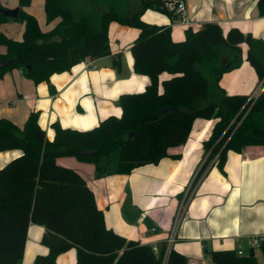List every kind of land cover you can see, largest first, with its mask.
Wrapping results in <instances>:
<instances>
[{
    "label": "trees",
    "instance_id": "16d2710c",
    "mask_svg": "<svg viewBox=\"0 0 264 264\" xmlns=\"http://www.w3.org/2000/svg\"><path fill=\"white\" fill-rule=\"evenodd\" d=\"M17 1L19 7L31 2ZM180 1L44 0L47 24L56 22L51 29L42 31L33 15L19 9L16 19L24 25L21 40L0 33V44L5 47L0 53V80L17 69L39 84L84 60L112 56L108 39L112 22L138 29L130 48L133 70L150 79L142 93L120 96V117H108L85 131L53 123L51 141L40 128L36 112L29 114L21 128L0 118V152H22L0 169V264H20L29 224L44 228L41 243L49 249L33 264H56V258L70 249L76 250V264H162L165 244L155 254L151 246L126 240L107 229L85 180L58 165L59 157L97 165L118 151L114 173L128 175L163 158H178L169 151L188 139L194 120H215L203 142L207 158L195 184L215 157L216 168L224 173L228 152L264 148V89L249 99L227 96L219 85L224 73L240 66L242 44L247 47L246 61L264 82V40L237 29L224 35L218 25L207 24L199 30L187 29L185 40L174 43L170 27L141 20L148 9L177 20ZM257 9L264 17V0L257 1ZM10 19L0 13V24ZM112 57L119 70V56ZM221 59H227L225 64ZM163 73L171 77L160 84ZM198 102L203 105L199 107ZM244 113L237 128L230 125ZM92 151H96L94 156L89 153ZM257 249L264 256V238ZM255 250L249 248L241 256L233 250L209 254L211 264H257ZM166 264H187V259L171 249Z\"/></svg>",
    "mask_w": 264,
    "mask_h": 264
},
{
    "label": "crops",
    "instance_id": "0c3cea01",
    "mask_svg": "<svg viewBox=\"0 0 264 264\" xmlns=\"http://www.w3.org/2000/svg\"><path fill=\"white\" fill-rule=\"evenodd\" d=\"M15 1L0 0V4L3 9L19 10ZM181 1L189 26L150 9L143 12L141 20L149 25L170 27L174 43L185 40L187 29L199 30L207 24L218 25L224 35L237 29L264 40V17L259 15L258 0ZM42 4L44 9V0ZM55 23H50V28ZM3 32L1 29L0 33ZM138 35V29L116 22L109 25L110 51L112 56H119V70L114 66L113 57L107 56L85 60L39 84L26 79L21 70L7 73L0 80V118L21 128L29 114L36 112L40 128L51 141L53 123L64 129L85 131L96 128L108 117H120V96L142 93L150 84L147 76L133 70L130 48ZM241 51L240 66L224 73L219 85L227 96L254 99L261 92V82L246 61V45H241ZM170 77L167 73L161 74L159 83ZM197 105L200 107L203 103ZM214 122L194 120L188 139L169 151L178 158H163L128 175L114 173L118 151L116 160L110 158L112 153L97 165L74 157H59L56 163L77 172L85 180L96 206L103 212L107 229L126 240L159 247L168 236L179 202L193 186L207 158L203 142L209 137ZM21 155L20 150L0 152V169ZM43 234V227L29 224L20 264H33L37 256L48 254L49 249L41 243ZM261 238H264V148L249 147L240 154L228 152L224 173L219 172L213 160L195 182L172 249L184 256L187 264L190 261L211 264V252L233 250L246 255L249 248H256V262L264 264V256L257 249ZM56 264H76V250L60 254Z\"/></svg>",
    "mask_w": 264,
    "mask_h": 264
},
{
    "label": "built area",
    "instance_id": "2783aa9c",
    "mask_svg": "<svg viewBox=\"0 0 264 264\" xmlns=\"http://www.w3.org/2000/svg\"><path fill=\"white\" fill-rule=\"evenodd\" d=\"M177 11H179L181 13V15H180V17L178 19L180 21L181 25L182 26H189L190 23L187 20V18L185 17V5H184L183 1L179 2L178 6H177ZM259 89H260L261 92L263 91L264 82H261V86H260ZM243 118L239 122L232 121L230 123V125L234 126V128H237L241 124V121L243 120ZM216 160H217V157L214 158V162ZM192 190H193V186H191L187 190V192L185 193L184 198L179 202L176 214L174 215V217L172 219V224H171V227L169 228L168 236H167V238H166V240L164 242V244H165V253H164V258H163L162 264H166L167 255H168L169 251L172 249V246H173V244L175 243V241L177 239V229H178V226H179V224H180V222H181V220H182V218H183V216H184V214L186 212L187 205H188L189 198L191 196ZM261 239H260V241H261ZM151 248H152V251L155 254L158 253V247L157 246H151ZM238 255L241 256L242 254L239 252ZM189 263L190 264H194L193 261H190Z\"/></svg>",
    "mask_w": 264,
    "mask_h": 264
},
{
    "label": "rangeland",
    "instance_id": "374dc122",
    "mask_svg": "<svg viewBox=\"0 0 264 264\" xmlns=\"http://www.w3.org/2000/svg\"><path fill=\"white\" fill-rule=\"evenodd\" d=\"M12 1L14 2L15 0ZM20 10L25 13L32 14L36 18L38 26L42 31H48L49 29H51L50 25L47 24L46 22L42 0H31V2L28 5L20 7ZM1 29H3L4 31L3 34H5L6 36L8 37L10 36L17 40H20L22 38L24 25L19 19L15 18L8 20L5 26H0V30ZM4 50H5L4 45L0 44V52ZM244 116L245 113L241 114L239 118L235 119L236 120L235 122H239ZM110 158H112V160L114 159L116 160L117 152L113 153Z\"/></svg>",
    "mask_w": 264,
    "mask_h": 264
},
{
    "label": "water",
    "instance_id": "95a60500",
    "mask_svg": "<svg viewBox=\"0 0 264 264\" xmlns=\"http://www.w3.org/2000/svg\"><path fill=\"white\" fill-rule=\"evenodd\" d=\"M18 8H15V9H10V10H7V9H0V13L6 17V18H11V19H15L17 16H18ZM227 59H221L220 60V63L221 64H225ZM10 63V62H8ZM90 155L94 156L96 154V151H92V152H89Z\"/></svg>",
    "mask_w": 264,
    "mask_h": 264
}]
</instances>
